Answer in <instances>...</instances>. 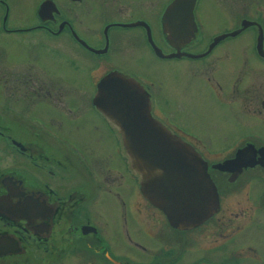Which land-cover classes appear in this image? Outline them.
Segmentation results:
<instances>
[{"label":"flooded vegetation","instance_id":"1","mask_svg":"<svg viewBox=\"0 0 264 264\" xmlns=\"http://www.w3.org/2000/svg\"><path fill=\"white\" fill-rule=\"evenodd\" d=\"M0 10V264H264V0H36L28 21ZM167 63L199 81L191 93L221 109V130L196 131L186 95L156 89L149 69ZM112 73L205 162L218 207L200 225L170 226L141 193L96 105Z\"/></svg>","mask_w":264,"mask_h":264},{"label":"water","instance_id":"2","mask_svg":"<svg viewBox=\"0 0 264 264\" xmlns=\"http://www.w3.org/2000/svg\"><path fill=\"white\" fill-rule=\"evenodd\" d=\"M49 3L40 6V16L53 10ZM96 105L120 132L141 193L170 226L194 228L212 215L218 197L205 162L152 118L148 95L140 86L109 74L97 86Z\"/></svg>","mask_w":264,"mask_h":264},{"label":"rangeland","instance_id":"3","mask_svg":"<svg viewBox=\"0 0 264 264\" xmlns=\"http://www.w3.org/2000/svg\"><path fill=\"white\" fill-rule=\"evenodd\" d=\"M10 7V17L13 21L21 19L28 21L33 17V11L36 8V0H5ZM3 10H0V17ZM219 20V19H218ZM2 37L0 36V41ZM246 50L249 47L245 48ZM12 53V52H11ZM161 73L155 68L149 69V78L156 85V89H162L183 100L186 95L187 101L194 113L188 120L196 127V131L208 130L210 127L221 130L223 128L222 111L216 107L207 106L210 102V96L205 92H193L190 89L198 88L199 81L191 77L186 70L184 63H167L162 65ZM183 93V95L181 94ZM193 128V127H191ZM194 129V128H193Z\"/></svg>","mask_w":264,"mask_h":264},{"label":"bare ground","instance_id":"4","mask_svg":"<svg viewBox=\"0 0 264 264\" xmlns=\"http://www.w3.org/2000/svg\"><path fill=\"white\" fill-rule=\"evenodd\" d=\"M185 2H188V0H185Z\"/></svg>","mask_w":264,"mask_h":264}]
</instances>
